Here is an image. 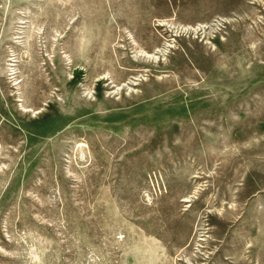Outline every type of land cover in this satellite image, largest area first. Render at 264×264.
Here are the masks:
<instances>
[{"label": "rangeland", "instance_id": "rangeland-1", "mask_svg": "<svg viewBox=\"0 0 264 264\" xmlns=\"http://www.w3.org/2000/svg\"><path fill=\"white\" fill-rule=\"evenodd\" d=\"M0 264H264V0H0Z\"/></svg>", "mask_w": 264, "mask_h": 264}]
</instances>
